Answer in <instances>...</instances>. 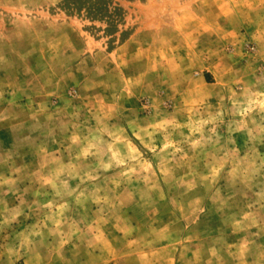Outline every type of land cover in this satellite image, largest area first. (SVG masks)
<instances>
[{
  "label": "rangeland",
  "instance_id": "1",
  "mask_svg": "<svg viewBox=\"0 0 264 264\" xmlns=\"http://www.w3.org/2000/svg\"><path fill=\"white\" fill-rule=\"evenodd\" d=\"M0 264H264V0H0Z\"/></svg>",
  "mask_w": 264,
  "mask_h": 264
}]
</instances>
